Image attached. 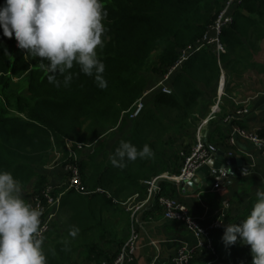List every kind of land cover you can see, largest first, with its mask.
Segmentation results:
<instances>
[{
    "label": "trees",
    "instance_id": "trees-1",
    "mask_svg": "<svg viewBox=\"0 0 264 264\" xmlns=\"http://www.w3.org/2000/svg\"><path fill=\"white\" fill-rule=\"evenodd\" d=\"M222 1L103 0L107 12L102 21L104 46L97 51L105 65L103 76L107 87L104 89L98 87L94 76L85 75L79 65L69 70L73 74L69 87H55L48 82L49 73L41 67V59L19 49L15 38L4 37L0 29V170L10 171L21 182L22 188L36 177L33 193H39L47 179L35 169L46 165L54 149L63 150L66 138L92 144L111 128L124 126L128 120L125 117L127 111L142 96L146 86L143 70L151 67L164 72L177 59L178 49L204 34ZM3 3L4 0H0V5ZM252 16L264 17V0H243L235 11L232 24L220 34L225 54L217 58L210 49H204L192 56L174 76L172 93L154 92L141 114L131 120L128 135L118 137L101 159H97V148L86 160L81 158L79 167L86 186L91 189L102 187L117 199L139 187L141 180L163 172L175 174L180 171V168L173 171L164 160L166 147L172 144L165 137L173 133L182 135L198 119L196 114L204 92L197 83L210 87L219 80L221 64L228 67L231 62L239 61L240 53L246 50L239 36L242 33L240 27L243 26L246 37L258 30ZM154 53L156 61L149 65ZM20 73L29 76V96L7 91L11 78ZM64 75L56 74V79L62 82ZM121 141L131 142L139 150L147 143L155 156L125 160L126 167H114L110 158ZM164 183L161 182L163 191ZM256 200L257 197H250L243 220ZM114 206L116 204L103 194L82 196L74 191L65 192L58 212L64 235L55 234L51 238L47 235L50 242L43 246L47 264H78L77 257L101 264L103 260L113 258L104 254L99 243L118 232L116 228L112 229L114 222L111 219L116 215L112 210ZM239 222L240 215L231 220L238 225ZM225 229L215 233L214 248L220 258L214 259L211 255L207 262L214 259L215 264H252L248 246L242 247L239 242L224 243ZM73 231L77 233L75 236L71 235ZM203 252L206 250L194 255L188 264L200 262Z\"/></svg>",
    "mask_w": 264,
    "mask_h": 264
},
{
    "label": "crops",
    "instance_id": "crops-1",
    "mask_svg": "<svg viewBox=\"0 0 264 264\" xmlns=\"http://www.w3.org/2000/svg\"><path fill=\"white\" fill-rule=\"evenodd\" d=\"M252 18L258 30L246 37L243 36V26L240 27L242 33H239V36L246 50L244 53L243 51L240 53L239 61L236 64L231 62L228 67L224 63L221 64V72L224 73L226 85L220 98L219 110L200 129L205 146L210 150L211 147H216L217 150L224 151L229 155L248 160L250 163L248 173L245 175L228 174L221 176L219 181L215 180L211 170L219 167L221 157H218L214 159L212 167L207 163L201 167L204 175L197 178L191 189L185 187L188 181L174 183L163 180L165 181L164 191L182 201L192 216L199 217L204 222L211 220L219 210L224 208L227 211L228 219L231 218L232 220L238 214L243 200H246L245 204L247 202L249 204L250 197H257V191L262 190L264 186V157L261 146L244 142L241 139L237 140L236 145H229L224 140L226 131L230 129V124L224 122L228 115H232L234 121L240 126L264 135V17L260 19L257 16H252ZM217 84L218 82H213L207 88L204 84L197 83V86L204 92V97L196 114L198 119L182 135L173 133L165 137V139H170L172 144L169 148L166 147L164 160L166 163L168 162L173 171H178L181 168L179 151L181 149L186 150L192 145L197 126L210 113V107L217 100ZM244 107H248V113L240 116L234 115L235 111ZM130 124L128 133L131 130L132 122ZM128 133H119L120 135L114 136L115 139L109 141L100 140L89 153L82 154V159L86 160L87 156L96 148L99 151L97 159H101L104 153L110 151L118 137L123 134L128 135ZM211 157H213L212 152ZM42 167H37L35 170L37 174L44 175L45 179L58 182L62 178L61 168L56 171L50 169V171L42 173L40 171ZM36 181L37 178L35 177L31 183L23 188L24 191L29 190L24 196L26 201L34 192ZM142 181H140L139 187L132 188L129 193L117 198L127 202L126 205L117 203L112 208L116 212L115 217L111 219L114 222L112 229L116 228L118 232L116 235L102 239L99 247L104 250L105 255L114 257L120 246L128 238L131 227L134 226L138 234L137 247L132 259L125 264H171V259L177 248L181 244H195V238L180 222L163 217L162 209L157 200L146 198V190ZM198 183L202 185L199 186ZM57 222L62 223L59 215ZM62 227L64 232L63 224ZM119 231H121V235ZM46 241L44 244H48L49 239L47 237ZM77 261L82 262V264L86 262L98 264L95 260L84 257H77Z\"/></svg>",
    "mask_w": 264,
    "mask_h": 264
},
{
    "label": "clouds",
    "instance_id": "clouds-1",
    "mask_svg": "<svg viewBox=\"0 0 264 264\" xmlns=\"http://www.w3.org/2000/svg\"><path fill=\"white\" fill-rule=\"evenodd\" d=\"M106 17L103 0H4L0 5L3 36L14 37L19 49L40 58L41 67L49 73L48 82L57 88L70 86L73 74L69 70L74 65L94 76L98 87H107L105 65L97 51L104 46L102 21ZM56 74L64 75L62 82ZM154 156L147 143L139 150L131 142L121 141L110 159L114 167L122 168L125 160ZM256 195L250 214L242 224H228L222 239L233 245L239 238L250 245L252 264H264V190ZM42 215L39 206L24 198L21 182L10 171L0 170V264H47Z\"/></svg>",
    "mask_w": 264,
    "mask_h": 264
},
{
    "label": "built area",
    "instance_id": "built-area-1",
    "mask_svg": "<svg viewBox=\"0 0 264 264\" xmlns=\"http://www.w3.org/2000/svg\"><path fill=\"white\" fill-rule=\"evenodd\" d=\"M243 0H223L219 11L214 20L207 26L204 34L187 46L178 49V57L175 62L167 67L162 73L160 80L150 90L145 91L141 97L133 104L131 109L127 111L126 118L133 120L137 118L145 108L147 100L144 99L147 94L154 92L172 93L171 82L174 76L181 72L183 64L192 56L201 52L204 49H210L217 58L226 53V48L221 42V31L232 24L235 11L239 8ZM225 88V76L223 71L218 80V97L215 103L210 107V113L204 117L196 128L192 145L186 150L180 151L182 157V166L178 173L163 172L159 175L143 180V185L146 190L147 199H156L162 209L163 217L169 220L180 222L183 227L195 238L196 243L193 245L181 244L171 259V264H188L194 255H197L202 250L212 252L213 250V235L216 232L226 227L228 219L226 209H221L209 221H203L199 217L192 216L187 206L179 199L165 195L162 193L161 182L167 180L174 183L187 182L193 179L197 171L207 163L211 156V150L205 146L203 135L201 134V126L218 112L220 98L223 95ZM248 107H244L235 111V116H240L248 113ZM224 122L230 124V129L225 133V142L229 145H236L238 139L244 142H249L253 145L261 146L262 155L264 157V135L257 131H251L240 126L234 121L232 115L225 117ZM89 145L82 141H76L71 138L64 140V148L54 149V161L51 158L44 166L51 165L50 169L62 159L61 170L62 178L58 182H48L43 186L39 193H32L27 201L34 207L39 206L43 210L41 217V229L44 240L49 232L53 229L54 223L58 219V210L61 198L65 192L74 191L82 196L93 194H103L111 199L114 204L121 203L126 205L127 202L120 201L113 197L112 193L96 187L94 189L85 185V181L80 172L79 162L82 158L84 150ZM67 153V154H66ZM65 155H67L65 157ZM52 157V156H51ZM218 182L216 183V185ZM58 192V193H57ZM138 234L134 226L131 227L128 238L120 246L115 256L109 260L105 259L101 264H125L130 261L137 247ZM212 264V263H211Z\"/></svg>",
    "mask_w": 264,
    "mask_h": 264
},
{
    "label": "rangeland",
    "instance_id": "rangeland-1",
    "mask_svg": "<svg viewBox=\"0 0 264 264\" xmlns=\"http://www.w3.org/2000/svg\"><path fill=\"white\" fill-rule=\"evenodd\" d=\"M15 56H18V54H15ZM155 56H156V53H154L152 56H151V64H149V65H152V64H154L155 63V61H156V59H155ZM162 73L163 72H159V71H155V70H153L151 67L150 68H148V69H146V70H143V76L146 78V86H145V88H144V91H143V93L145 92V91H148V90H150L152 87H154V85L160 80V78H161V75H162ZM28 79H29V76H28V74L27 73H20V74H18V75H16V76H13L12 78H11V80H10V84H9V87L7 88V91L9 92V93H13V94H15V95H24V96H29V92H28V90H27V86H28ZM217 90H218V84H217ZM143 95V94H142ZM152 95V92L150 93V94H147L145 97H144V99H146V98H148V97H150ZM129 122V123H128ZM130 122H131V120H129V121H126L125 120V125L124 126H119V125H117L116 127H114V128H111L110 130H108V132L103 136V137H101L98 141H96V142H94V143H92V144H89V143H86V142H84V141H82L83 143H86V144H88L89 146L84 150V152H83V154L84 153H89L93 148H94V146L95 145H97L98 143H99V141L100 140H104V141H109L110 139H115V137H117L116 135H118L119 133H128V130H129V128H130ZM128 123V124H127ZM122 129V130H121ZM120 135V134H119ZM115 136V137H114ZM55 158V155H52V157H51V162L52 161H54L53 159ZM61 162H62V159L58 162V164H56L55 166H54V171H56V170H58L59 168H61ZM50 167H51V165H49L48 166V168H47V166H43L42 168H40V171L43 173V172H46V171H50ZM52 169V168H51ZM40 172V173H41ZM48 182H51L50 180H47ZM262 189V188H261ZM29 190H26V191H24L23 190V193H24V196H26V193L28 192ZM255 191H257V190H255ZM246 203V200L244 199L243 200V203H242V206L239 208V210H238V214L236 215V216H239L240 215V222H239V224H242V222H243V211L245 210V208L247 207V205H248V202H247V204H245ZM236 216H234V217H236ZM233 217V218H234ZM232 218V219H233ZM231 223V218L230 219H227L226 220V226H227V224H230ZM53 228L54 229H52L53 231H50L49 232V234H48V236H50V238L51 237H54V235L55 234H59V233H61L60 235H64V232H63V227H62V223H58L57 221L54 223V225H53ZM226 228V227H225ZM58 231V232H57ZM119 233H120V235H121V231H119ZM216 238V236L215 235H213V238H212V240H213V250H212V252H209V251H206L205 253L203 252V254L201 255V257H202V259H201V261L200 262H197V263H195V264H215V261H213L214 259H216V258H220V254H219V252L214 248L215 247V245H214V239ZM44 241H46V239L44 240ZM196 241V240H195ZM49 242H50V240L48 241V244H49ZM237 242H239L240 243V245L242 246V247H245V246H248L249 247V249H250V245H246V244H243V243H241V241H240V239L238 238V240H237ZM46 243H47V241H46ZM45 243V244H46ZM44 244V242H43V245H45ZM48 244H46V245H48ZM119 250V249H118ZM118 252V251H117ZM251 252V251H250ZM212 253V254H211ZM211 255H213L215 258L213 259V260H210V261H208L207 262V260H208V258L211 256ZM107 260H109V259H107ZM206 262H205V261ZM216 262H218V261H216ZM79 264H82V262H78ZM85 264H88V262H86ZM90 264V263H89ZM223 264V263H222ZM225 264H227L226 262H225Z\"/></svg>",
    "mask_w": 264,
    "mask_h": 264
},
{
    "label": "water",
    "instance_id": "water-1",
    "mask_svg": "<svg viewBox=\"0 0 264 264\" xmlns=\"http://www.w3.org/2000/svg\"><path fill=\"white\" fill-rule=\"evenodd\" d=\"M211 152L213 153V157L207 161V165L210 167H212L215 158L221 157V163L219 167L216 169L213 168V170H211V173L215 176V180L219 181L222 178L221 176H226L228 174L236 175L239 173L241 175H245V172L246 174L248 173L250 169V163L248 160L239 156L229 155L224 151L217 150L216 147H211ZM201 169L202 168L197 171L196 176L193 179L186 183L185 187L187 189H191V187L195 185L197 178L204 175ZM198 185L201 186L202 184L198 183Z\"/></svg>",
    "mask_w": 264,
    "mask_h": 264
}]
</instances>
